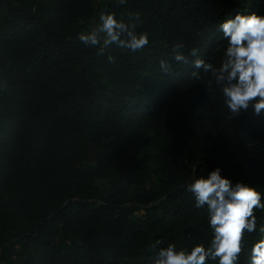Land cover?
<instances>
[{
  "label": "trees",
  "instance_id": "obj_1",
  "mask_svg": "<svg viewBox=\"0 0 264 264\" xmlns=\"http://www.w3.org/2000/svg\"><path fill=\"white\" fill-rule=\"evenodd\" d=\"M101 12L139 16L150 44L85 47ZM238 12L264 2L0 0V264H152L150 247L213 238L194 178L220 167L264 192V117L231 120L211 75L170 55L183 43L219 67L218 25ZM255 214L239 264L264 239Z\"/></svg>",
  "mask_w": 264,
  "mask_h": 264
},
{
  "label": "clouds",
  "instance_id": "obj_2",
  "mask_svg": "<svg viewBox=\"0 0 264 264\" xmlns=\"http://www.w3.org/2000/svg\"><path fill=\"white\" fill-rule=\"evenodd\" d=\"M138 23H142L139 16L125 22L113 12H101L96 26L87 34L80 33L78 39L85 47L97 48L101 55L111 46L136 53L150 44L149 34L137 31ZM217 31L227 41L219 67L197 58L198 48L185 52L183 43H176L171 49L172 60L191 64L194 70L190 75L196 79H201V72L211 75L207 92L214 82L231 120L244 114L264 117V14L238 12L220 23ZM159 67L161 73L171 74L169 61L160 60ZM222 172L216 167L184 187L194 197L196 209H207L213 236L210 244L179 249L174 243L150 247L149 251L155 253L152 264H239L247 244L246 234L256 230L255 213L264 211V192L244 181L233 182ZM249 264H264V239L252 247Z\"/></svg>",
  "mask_w": 264,
  "mask_h": 264
},
{
  "label": "rangeland",
  "instance_id": "obj_3",
  "mask_svg": "<svg viewBox=\"0 0 264 264\" xmlns=\"http://www.w3.org/2000/svg\"><path fill=\"white\" fill-rule=\"evenodd\" d=\"M106 185H107V183H105V182H97V186L101 189L105 188Z\"/></svg>",
  "mask_w": 264,
  "mask_h": 264
}]
</instances>
